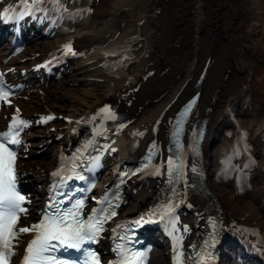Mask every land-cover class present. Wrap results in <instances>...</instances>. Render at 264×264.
<instances>
[{"label":"bare ground","instance_id":"bare-ground-1","mask_svg":"<svg viewBox=\"0 0 264 264\" xmlns=\"http://www.w3.org/2000/svg\"><path fill=\"white\" fill-rule=\"evenodd\" d=\"M70 27L72 30L57 31L51 37H32L26 58L20 59L23 54L11 57L7 66L12 70L20 61V65H29L36 53L65 43L76 53L60 49L65 57L64 72L45 83L32 84L14 101L26 114L51 111L55 117L26 133L22 150L34 148L19 161L31 173L28 179L34 194L41 191L61 147L73 140L75 124L106 102L125 113L124 126L112 133L123 137L124 149H142L155 123L159 156L163 158L166 122L191 90L203 59L209 55L195 112L200 114L203 106H210V136L203 153L209 193L201 199L188 190L182 197L178 221L185 228L179 235L188 241L192 225L203 226L206 219L211 220L210 206L216 204L214 211L229 224L253 221L252 229L264 238V201L258 202L259 188L236 194L231 180L215 174L221 151L232 152L221 129L231 126L227 118L233 115L257 159L252 174L262 178L260 185L264 186V0H96L92 14ZM135 27L138 38L130 36ZM5 46L1 43V49ZM108 48L126 52L128 58L108 69L100 64ZM212 93L214 99L209 102ZM110 143L107 137L104 144ZM154 184L148 180L130 182L120 214L143 204L153 193ZM37 195L30 203L33 207L38 204ZM150 264H168L161 245L152 249Z\"/></svg>","mask_w":264,"mask_h":264},{"label":"snow or ice","instance_id":"snow-or-ice-1","mask_svg":"<svg viewBox=\"0 0 264 264\" xmlns=\"http://www.w3.org/2000/svg\"><path fill=\"white\" fill-rule=\"evenodd\" d=\"M39 2L40 0H21V3L29 4ZM64 47L69 53L76 54L73 52L71 44ZM8 97L9 93L0 89V100L7 101ZM195 103L196 101L192 100L186 106L183 112L184 116L188 115ZM100 111L107 113L106 118L108 119L113 121L117 119L116 115L108 108ZM54 118L51 115L42 117L41 122L46 123ZM123 126L121 125V127ZM26 127H28L26 121L14 116L8 125L9 131L0 133V264H11V257L15 255V249L19 245L20 234L33 231H35V235L27 242L21 264H66V261H61L53 254L69 249L80 251L85 242L94 240L96 235L103 230L105 220L115 216L116 213L112 210L107 217L103 215L97 217L98 211L103 213L106 210L103 208L93 209L92 215L88 216L87 221H83L80 219V212L84 206V201L80 200L76 203L74 210L61 212L56 204H53L50 206L52 211L46 212L39 223L18 226L21 214L27 212V208L24 207L26 198L17 188V154L9 145H19L21 143L19 136ZM139 134L143 135V133ZM168 163L173 165L170 172L178 173L180 166L174 164L173 161ZM52 175L55 176L58 173L54 172ZM78 178L80 180L85 179L84 176ZM68 179H72V177L70 176ZM167 211H172L171 206H168ZM92 255L95 256L94 253Z\"/></svg>","mask_w":264,"mask_h":264},{"label":"rangeland","instance_id":"rangeland-1","mask_svg":"<svg viewBox=\"0 0 264 264\" xmlns=\"http://www.w3.org/2000/svg\"><path fill=\"white\" fill-rule=\"evenodd\" d=\"M134 5V3L132 2V4H131V7L132 8H135V5ZM92 6V8L94 7V5H91ZM132 33H130V36L132 37L133 36V34H134V32H136V34H137V32H138V28L137 27H135V28H133L132 30ZM143 33V32H142ZM134 36H136V35H134ZM201 55V54H200ZM223 77V76H222ZM227 121H228V119H227ZM222 137H225V135H224V133L222 132ZM36 149H38V148H36Z\"/></svg>","mask_w":264,"mask_h":264}]
</instances>
